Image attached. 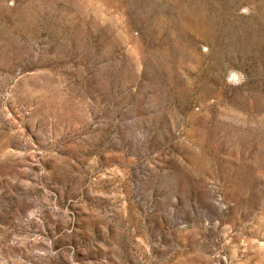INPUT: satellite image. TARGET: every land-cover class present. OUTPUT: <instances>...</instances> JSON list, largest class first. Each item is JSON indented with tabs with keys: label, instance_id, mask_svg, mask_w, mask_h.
<instances>
[{
	"label": "rangeland",
	"instance_id": "374dc122",
	"mask_svg": "<svg viewBox=\"0 0 264 264\" xmlns=\"http://www.w3.org/2000/svg\"><path fill=\"white\" fill-rule=\"evenodd\" d=\"M0 264H264V0H0Z\"/></svg>",
	"mask_w": 264,
	"mask_h": 264
}]
</instances>
